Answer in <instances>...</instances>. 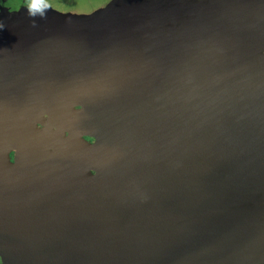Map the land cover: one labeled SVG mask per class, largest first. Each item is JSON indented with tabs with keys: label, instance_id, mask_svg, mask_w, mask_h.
<instances>
[{
	"label": "water",
	"instance_id": "95a60500",
	"mask_svg": "<svg viewBox=\"0 0 264 264\" xmlns=\"http://www.w3.org/2000/svg\"><path fill=\"white\" fill-rule=\"evenodd\" d=\"M81 2L0 20V256L264 264V0Z\"/></svg>",
	"mask_w": 264,
	"mask_h": 264
},
{
	"label": "flooded vegetation",
	"instance_id": "af4514ba",
	"mask_svg": "<svg viewBox=\"0 0 264 264\" xmlns=\"http://www.w3.org/2000/svg\"><path fill=\"white\" fill-rule=\"evenodd\" d=\"M27 0H0V11L2 9H10L11 7H15L14 11L19 12L22 9L27 8ZM5 68V67H4ZM80 113H78L79 115ZM78 124L81 125V129L82 132L86 135V139H88V141L91 139V143L95 144L98 142L99 140V126L96 124L95 119L93 120H88V119H81L80 121L78 120L77 122ZM95 133V135H93V133ZM101 137L102 133H101ZM73 151L75 150H79L75 147H73ZM90 157H93V152L90 154ZM89 171L91 172V177L97 179L99 177L100 174V168L95 169L91 163L89 165ZM264 188V176L261 178H257L255 180V190L257 192H259V197L257 198L256 202H252L251 200H249V196L247 195L246 192L241 193L239 196L237 195H232V196H226L223 198V200H228V204L226 205H233V207H245V206H250V205H255V209H261L264 210V193L262 192ZM224 196V195H223ZM221 203V201H220ZM200 252V250H199ZM198 252V253H199ZM162 257V255H161ZM160 256L157 258H161ZM24 258V257H23ZM190 261L194 262H207V258H203V257H197L196 253H194V255H192V257H189ZM207 259V260H206ZM209 261V260H208ZM0 264H7L6 263V259L3 256H0ZM16 264V263H13Z\"/></svg>",
	"mask_w": 264,
	"mask_h": 264
},
{
	"label": "rangeland",
	"instance_id": "374dc122",
	"mask_svg": "<svg viewBox=\"0 0 264 264\" xmlns=\"http://www.w3.org/2000/svg\"><path fill=\"white\" fill-rule=\"evenodd\" d=\"M65 1L66 0H47V3L50 5V7L45 10V17L46 18H41L40 15L38 14L39 20L42 21L46 27L51 26V24L55 20V15L64 10ZM79 1H80V4L82 5L81 1H84V0H79ZM87 1H88V3L90 1H92L91 5L95 4L94 6H96L97 4L102 2V0H87ZM27 2H29V0H27ZM14 8L15 7H11L10 9H2L0 11V20H3V18H8L13 23V21L17 18L16 16L19 13V12L14 11L15 10ZM25 10H28V8L22 9L21 13L24 12ZM93 135H95V133H93ZM87 137H88V135H87ZM95 137H96V135H95ZM89 141L91 143V139ZM99 148H101V147H99ZM194 253H196L197 256L199 255L197 250H192V251H188L187 253H183L180 256H183L186 254L192 256V254H194Z\"/></svg>",
	"mask_w": 264,
	"mask_h": 264
},
{
	"label": "clouds",
	"instance_id": "9594fccd",
	"mask_svg": "<svg viewBox=\"0 0 264 264\" xmlns=\"http://www.w3.org/2000/svg\"><path fill=\"white\" fill-rule=\"evenodd\" d=\"M49 7H50V5L47 3V0H42V4L39 8L34 7V0H29V2L27 4L28 13L33 18L37 14H39L41 18H46L45 17V10ZM33 26H35V19L33 20ZM3 27H4V25L0 24V28H3Z\"/></svg>",
	"mask_w": 264,
	"mask_h": 264
},
{
	"label": "snow or ice",
	"instance_id": "6c2138e0",
	"mask_svg": "<svg viewBox=\"0 0 264 264\" xmlns=\"http://www.w3.org/2000/svg\"><path fill=\"white\" fill-rule=\"evenodd\" d=\"M42 4V0H34V7L39 8Z\"/></svg>",
	"mask_w": 264,
	"mask_h": 264
}]
</instances>
